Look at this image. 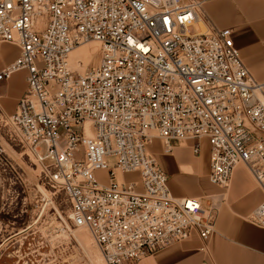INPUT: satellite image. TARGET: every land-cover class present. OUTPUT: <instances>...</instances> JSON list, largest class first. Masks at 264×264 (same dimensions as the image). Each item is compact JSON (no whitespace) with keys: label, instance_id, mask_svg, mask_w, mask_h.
Segmentation results:
<instances>
[{"label":"built area","instance_id":"built-area-1","mask_svg":"<svg viewBox=\"0 0 264 264\" xmlns=\"http://www.w3.org/2000/svg\"><path fill=\"white\" fill-rule=\"evenodd\" d=\"M204 2L0 0V43L19 48L0 80L27 72L3 124L39 171L35 186L64 193L70 220L106 264H134L194 236L211 254L210 211L172 194L150 148L156 137L168 151L193 140L195 154L206 139L212 184L228 186L244 164L264 191V81ZM201 18L207 28L191 32ZM90 40L99 62L80 73L70 54ZM249 218L264 228V200Z\"/></svg>","mask_w":264,"mask_h":264},{"label":"crops","instance_id":"crops-1","mask_svg":"<svg viewBox=\"0 0 264 264\" xmlns=\"http://www.w3.org/2000/svg\"><path fill=\"white\" fill-rule=\"evenodd\" d=\"M205 2L206 10L217 25L233 26L234 31L237 30L238 36L234 37L233 33V37L243 60L252 75L264 81V0ZM254 32L258 34L257 41L254 40ZM8 52L5 51L1 63L12 58ZM26 76L27 72L20 70L8 79L0 80L2 117L15 111L27 88ZM160 144L159 141L153 142L150 148L169 177L172 194L176 197H199L203 208L210 211L216 233L212 238L210 255L201 250V239L194 236L149 254L134 264H203L205 261L208 264H264V228L245 218L264 200V191L257 186L249 171L238 165L228 191L222 193L209 181L210 145L206 139L201 142V150H208L206 160L200 153L194 155L193 140L172 141L170 151ZM104 174V171L99 172V175ZM204 199L210 201L208 205H204ZM223 200L229 205H222Z\"/></svg>","mask_w":264,"mask_h":264},{"label":"rangeland","instance_id":"rangeland-1","mask_svg":"<svg viewBox=\"0 0 264 264\" xmlns=\"http://www.w3.org/2000/svg\"><path fill=\"white\" fill-rule=\"evenodd\" d=\"M203 10L215 23L206 10V2ZM232 28L234 30L233 26ZM190 31L198 32L199 26L190 27ZM236 31L234 37L238 36ZM253 35L254 40H259L257 33L254 32ZM99 48L100 43L96 40L81 44L72 54L71 66L80 73L95 66L99 62ZM5 49L9 50L8 54L12 58L1 63ZM18 54L17 45L0 43V69L13 61ZM78 59L81 61L76 63ZM3 118L0 115V138L3 139H0V264H106L99 246L89 231L76 227L70 220L69 203L64 193L53 194L49 186L44 185L42 181L41 188L35 186L33 176L38 178L39 171H36L35 165L31 166L26 154L22 156L23 149L10 138L9 128L4 126ZM156 141L165 147L163 139L156 137L154 143ZM11 151L18 158L14 157ZM151 151L156 157L154 151ZM199 155L206 160L209 155L207 148H203ZM112 162L111 159L110 163ZM23 165L27 168H24L25 171L22 169ZM240 165L251 174L246 165ZM251 176L253 177L252 174ZM253 179L261 188L256 179L254 177ZM230 184L217 188L226 193ZM208 202H210L208 199H204V205H208ZM223 202L222 205H229L226 200ZM253 211L245 217L248 222ZM215 233L216 229L213 236Z\"/></svg>","mask_w":264,"mask_h":264},{"label":"bare ground","instance_id":"bare-ground-1","mask_svg":"<svg viewBox=\"0 0 264 264\" xmlns=\"http://www.w3.org/2000/svg\"><path fill=\"white\" fill-rule=\"evenodd\" d=\"M198 26H199V28L201 29V30H205L206 28H207V25H206V23H205V21L201 18L200 19V21L198 22ZM92 42V41H91ZM73 53H75L74 51L70 54V64L72 63V61H71V57H72V54ZM95 54V53H94ZM88 55H90V54H88ZM96 55H97V53H96ZM81 61V59H78L77 61H76V63L78 62H80ZM0 139H2V138H0ZM3 140V139H2ZM5 144H6V146L7 147H9L8 146V144L5 142ZM10 148V147H9ZM11 150V149H10ZM12 152V151H11ZM13 154H14V152H12ZM11 153V154H12ZM15 155V154H14ZM13 155V156H14ZM14 157H17L16 155L14 156ZM18 158V157H17ZM28 171V170H27ZM48 195V194H47Z\"/></svg>","mask_w":264,"mask_h":264}]
</instances>
